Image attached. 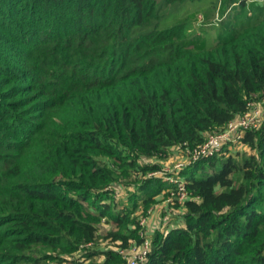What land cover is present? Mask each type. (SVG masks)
<instances>
[{"label": "trees", "instance_id": "obj_1", "mask_svg": "<svg viewBox=\"0 0 264 264\" xmlns=\"http://www.w3.org/2000/svg\"><path fill=\"white\" fill-rule=\"evenodd\" d=\"M262 101L264 0H0V264H264Z\"/></svg>", "mask_w": 264, "mask_h": 264}, {"label": "built area", "instance_id": "obj_2", "mask_svg": "<svg viewBox=\"0 0 264 264\" xmlns=\"http://www.w3.org/2000/svg\"><path fill=\"white\" fill-rule=\"evenodd\" d=\"M251 108L252 109L244 116L231 122L223 132L211 135L208 141L201 146L195 158L197 159L200 155H212L214 153H218L225 144L240 140L242 130L252 126H258L264 119V101L259 102L257 105L252 104ZM183 196L186 195L182 194L180 197ZM149 247V241H147L141 250L137 251L128 259V264H143L145 257L149 252Z\"/></svg>", "mask_w": 264, "mask_h": 264}, {"label": "rangeland", "instance_id": "obj_3", "mask_svg": "<svg viewBox=\"0 0 264 264\" xmlns=\"http://www.w3.org/2000/svg\"><path fill=\"white\" fill-rule=\"evenodd\" d=\"M208 27H210L211 25H207ZM215 30V29H214ZM228 145V149H230V150H239V151H249V148L247 147V146H243L240 142H239V140H237V141H235V142H232V143H228L227 144ZM226 148H222L219 152H218V154H223V153H225L226 152V150H225ZM176 160H178L177 158H174V159H171L170 160V162H168L167 163V165H169V167H171V166H173L174 164H175V167L176 168H167L166 169V171L167 172H175V170H177V171H180V169L184 166V161H179V162H177ZM174 167V166H173ZM159 176H161V177H165L166 175H164V174H159ZM169 180L170 179V181H173L174 179L173 178H170V177H165V180ZM184 197L185 196H183V197H178L179 198V200L180 201H182L183 199H184ZM161 201H159L158 203H156V204H158L157 205V208L158 209H161V210H163L167 205H171L172 203V200H173V198H169V200L168 201H165V198L163 197L162 199H160ZM154 217H156V215L154 214L153 215ZM165 218V217H164ZM167 219H168V217H166V220L163 222V224L161 225V227L160 228H163V227H165V224H166V222H167ZM152 220H153V218L152 219H150V220H148L149 221V223H151L152 222Z\"/></svg>", "mask_w": 264, "mask_h": 264}]
</instances>
